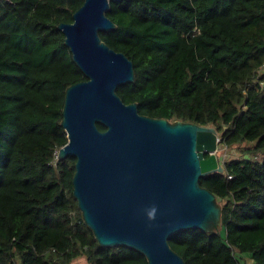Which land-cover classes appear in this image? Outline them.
I'll return each instance as SVG.
<instances>
[{
  "label": "trees",
  "instance_id": "trees-1",
  "mask_svg": "<svg viewBox=\"0 0 264 264\" xmlns=\"http://www.w3.org/2000/svg\"><path fill=\"white\" fill-rule=\"evenodd\" d=\"M83 3L0 0V264H147L99 246L73 196L76 159L57 158L65 90L87 80L57 26ZM106 16L116 28L101 40L133 63L134 82L116 88L124 104L245 147L199 180L219 202L220 231H180L169 246L185 264H264V0L111 1Z\"/></svg>",
  "mask_w": 264,
  "mask_h": 264
},
{
  "label": "water",
  "instance_id": "water-1",
  "mask_svg": "<svg viewBox=\"0 0 264 264\" xmlns=\"http://www.w3.org/2000/svg\"><path fill=\"white\" fill-rule=\"evenodd\" d=\"M111 1L128 0H84L72 23L57 26L87 78L65 90L61 126L67 144L57 158L76 159L73 196L99 246H126L147 264H185L169 238L184 230L221 228V207L199 184L223 172L214 155L217 132L143 116L136 103L122 102L116 88L135 76L133 63L99 36L116 28L106 16Z\"/></svg>",
  "mask_w": 264,
  "mask_h": 264
},
{
  "label": "rangeland",
  "instance_id": "rangeland-1",
  "mask_svg": "<svg viewBox=\"0 0 264 264\" xmlns=\"http://www.w3.org/2000/svg\"><path fill=\"white\" fill-rule=\"evenodd\" d=\"M217 139H218L217 150H216L214 155L218 161V164L221 166H223V164L225 162L239 158L242 150H244V148H245L244 146H239V145H233V146H230L227 148L219 142V135L218 134H217ZM218 204H219V202H218ZM244 263L245 264H252L251 261L247 257H245ZM71 264H87V263H86L84 258H79V259L73 261Z\"/></svg>",
  "mask_w": 264,
  "mask_h": 264
},
{
  "label": "built area",
  "instance_id": "built-area-1",
  "mask_svg": "<svg viewBox=\"0 0 264 264\" xmlns=\"http://www.w3.org/2000/svg\"><path fill=\"white\" fill-rule=\"evenodd\" d=\"M256 77L257 78H261L262 76H264V64H262L257 70H256ZM260 86H263V83H260Z\"/></svg>",
  "mask_w": 264,
  "mask_h": 264
}]
</instances>
